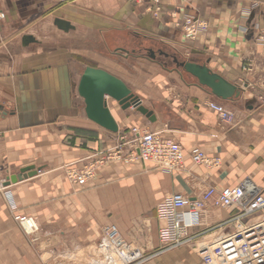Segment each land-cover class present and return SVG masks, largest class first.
Returning <instances> with one entry per match:
<instances>
[{"label": "crops", "instance_id": "obj_1", "mask_svg": "<svg viewBox=\"0 0 264 264\" xmlns=\"http://www.w3.org/2000/svg\"><path fill=\"white\" fill-rule=\"evenodd\" d=\"M0 13V178L28 166L36 171L5 186L8 195L0 193V264H98L92 258L99 231L111 225L146 258L141 264H203L198 250L236 229L237 209L207 206L198 224L184 230L190 240L172 248L159 237L166 221L157 210L170 195L194 199L245 180L264 191V51L256 42L264 0H162L156 15L151 3L135 0H0ZM186 17L206 24L193 40L182 30ZM56 19L72 28L58 29ZM174 57L205 65L240 96L215 98L176 70ZM86 67L120 79L155 122L110 99L117 133L88 120L77 93ZM209 101L236 120L220 123ZM133 128L180 145L184 170L113 160L98 165L83 187L67 179L68 169L98 161L120 144L133 153ZM196 150L218 165H194ZM18 215L34 218L37 241L14 221Z\"/></svg>", "mask_w": 264, "mask_h": 264}, {"label": "built area", "instance_id": "obj_2", "mask_svg": "<svg viewBox=\"0 0 264 264\" xmlns=\"http://www.w3.org/2000/svg\"><path fill=\"white\" fill-rule=\"evenodd\" d=\"M162 0H135L136 3L149 2L154 8V15L159 11ZM4 14L0 13V19ZM186 38L195 39L206 30V24L192 17H186L182 24ZM256 42L264 51V30ZM207 108L216 114L220 123L231 124L236 120V114L222 104L209 101ZM134 138L133 153H123L121 144L112 152L98 161L84 165L81 169H68L67 179L78 187H83L94 176L98 165L105 161L121 160L125 163H151L164 172L183 171L184 154L180 145L170 139H163L155 133L143 129L133 128L130 131ZM124 137H120V142ZM194 165L215 167L216 159L206 158L201 151L191 154ZM5 179L0 178V193L4 192ZM11 210H15L12 202ZM207 206L221 209L236 208L237 214L231 221L237 223L236 229L220 238L213 245L203 246L198 255L203 264H264V220H258L264 213V191L250 181L245 180L235 187L222 189L209 188L194 199L181 194H173L165 198L158 207V215L166 221L159 234L162 243L169 248L176 247L190 240L185 237L184 230L198 224L199 213ZM257 219L251 222L252 219ZM14 221L27 235H36L38 226L34 218L14 216ZM247 219L246 222L240 221ZM97 250L100 253L102 264H141L146 258L132 246L128 245L119 235L115 226H104L99 231Z\"/></svg>", "mask_w": 264, "mask_h": 264}, {"label": "water", "instance_id": "obj_3", "mask_svg": "<svg viewBox=\"0 0 264 264\" xmlns=\"http://www.w3.org/2000/svg\"><path fill=\"white\" fill-rule=\"evenodd\" d=\"M54 24L63 31L72 28L68 22L60 19H56ZM25 40L32 41V38L26 37ZM149 57L150 59L155 58L152 51H149ZM173 62L176 70L181 69L184 73L193 77L199 86L208 89L209 93L215 98L221 101H232L240 96V91L235 85L213 73L205 65H198L193 62H178L175 57ZM77 93L84 101L86 118L110 133H117L118 127L108 108L107 99L116 103L122 110H127L131 107L143 115L150 123L155 122L152 111L144 108L140 100L131 93L120 79L101 69L86 67L78 82ZM1 109L2 107L0 106V111ZM35 174L36 171L33 166L25 167L18 174L9 177L4 186L22 181Z\"/></svg>", "mask_w": 264, "mask_h": 264}, {"label": "rangeland", "instance_id": "obj_4", "mask_svg": "<svg viewBox=\"0 0 264 264\" xmlns=\"http://www.w3.org/2000/svg\"><path fill=\"white\" fill-rule=\"evenodd\" d=\"M143 3V2H142ZM102 59V55L101 56H99L98 57V59ZM99 61V63H100V60H98ZM90 64H94L95 62H89ZM98 62H96V64H97ZM22 229V228H21ZM22 231H23V229H22ZM24 232V231H23ZM25 233V232H24ZM26 234V233H25ZM27 235V234H26ZM29 236V235H28ZM30 236H32V240L35 242V241H37L38 240V238L36 237V235H30ZM94 257L92 258L93 260H95V261H97V263L98 264H101L102 263V259H101V256H100V253L98 252V250H97V248L96 249H94ZM89 261V260H88ZM87 261V262H88ZM91 261V260H90ZM216 264H221V263H216Z\"/></svg>", "mask_w": 264, "mask_h": 264}, {"label": "bare ground", "instance_id": "obj_5", "mask_svg": "<svg viewBox=\"0 0 264 264\" xmlns=\"http://www.w3.org/2000/svg\"><path fill=\"white\" fill-rule=\"evenodd\" d=\"M102 264V263H101Z\"/></svg>", "mask_w": 264, "mask_h": 264}]
</instances>
